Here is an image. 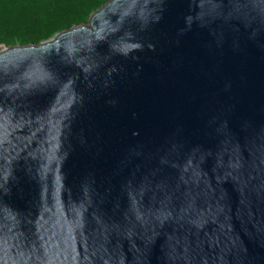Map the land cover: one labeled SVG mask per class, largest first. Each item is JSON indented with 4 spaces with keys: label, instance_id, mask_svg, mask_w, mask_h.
<instances>
[{
    "label": "water",
    "instance_id": "obj_1",
    "mask_svg": "<svg viewBox=\"0 0 264 264\" xmlns=\"http://www.w3.org/2000/svg\"><path fill=\"white\" fill-rule=\"evenodd\" d=\"M0 264H264V0L2 48Z\"/></svg>",
    "mask_w": 264,
    "mask_h": 264
},
{
    "label": "trees",
    "instance_id": "obj_2",
    "mask_svg": "<svg viewBox=\"0 0 264 264\" xmlns=\"http://www.w3.org/2000/svg\"><path fill=\"white\" fill-rule=\"evenodd\" d=\"M110 0H0L5 28L0 50L39 45L56 34L85 25Z\"/></svg>",
    "mask_w": 264,
    "mask_h": 264
},
{
    "label": "snow or ice",
    "instance_id": "obj_3",
    "mask_svg": "<svg viewBox=\"0 0 264 264\" xmlns=\"http://www.w3.org/2000/svg\"><path fill=\"white\" fill-rule=\"evenodd\" d=\"M4 28H5V23L3 20V13H2V11H0V34L3 33Z\"/></svg>",
    "mask_w": 264,
    "mask_h": 264
}]
</instances>
